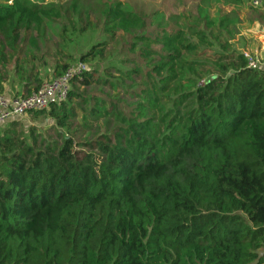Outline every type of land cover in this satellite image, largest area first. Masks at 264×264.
<instances>
[{
  "label": "trees",
  "instance_id": "16d2710c",
  "mask_svg": "<svg viewBox=\"0 0 264 264\" xmlns=\"http://www.w3.org/2000/svg\"><path fill=\"white\" fill-rule=\"evenodd\" d=\"M208 1L192 17L0 0V95L86 66L64 101L29 112L49 128L0 125V264H264V69Z\"/></svg>",
  "mask_w": 264,
  "mask_h": 264
},
{
  "label": "rangeland",
  "instance_id": "374dc122",
  "mask_svg": "<svg viewBox=\"0 0 264 264\" xmlns=\"http://www.w3.org/2000/svg\"><path fill=\"white\" fill-rule=\"evenodd\" d=\"M33 3L39 4H59L66 0H31ZM107 2H121L125 6L133 10L143 11L151 14L152 12L161 9L169 14L182 13L186 16L196 17L200 12V0H103ZM256 2L257 4H255ZM211 18L214 20L221 19L225 15L234 12L237 16L236 33L231 34L228 45L232 46L236 51L246 54L250 58H256L260 61L264 68V2L262 0H245L240 5H229L225 0H209L205 6ZM205 11V10H204ZM206 12V11H205ZM51 35L57 33L58 25L48 24ZM104 34L100 28L96 32H90L84 36L73 39V43L69 51L77 56L85 52L92 44L103 40ZM114 54L112 55V57ZM111 58V57H110ZM114 62V58H111ZM110 61V62H111ZM111 62V63H112ZM105 62L104 64H111ZM105 66V65H103ZM51 68L48 67L41 70L42 79L51 76ZM44 80V81H48ZM8 96V95H6ZM10 97V96H9ZM23 126L26 128L29 124L38 126L40 130L49 128L51 122H44L43 118L32 119V115L27 113L19 118ZM6 125V124H5Z\"/></svg>",
  "mask_w": 264,
  "mask_h": 264
},
{
  "label": "built area",
  "instance_id": "2783aa9c",
  "mask_svg": "<svg viewBox=\"0 0 264 264\" xmlns=\"http://www.w3.org/2000/svg\"><path fill=\"white\" fill-rule=\"evenodd\" d=\"M257 4L256 2H254ZM248 59V67L253 69H264L256 58ZM86 66L77 63L71 65L62 76L43 82L39 88L29 96L9 97L0 95V125L14 118L34 111L46 110L52 104L64 101L68 95L70 81L74 78H81Z\"/></svg>",
  "mask_w": 264,
  "mask_h": 264
},
{
  "label": "crops",
  "instance_id": "0c3cea01",
  "mask_svg": "<svg viewBox=\"0 0 264 264\" xmlns=\"http://www.w3.org/2000/svg\"><path fill=\"white\" fill-rule=\"evenodd\" d=\"M43 80H47V78L43 79ZM12 87H15V90H12L11 85H9V87L6 88V92L4 93V95H8V96L11 97V93H13V91L21 93L22 87H20V86L17 87V86H14V85H12ZM19 118H21V117H19ZM19 118H14V120H19ZM5 123H7V122H5Z\"/></svg>",
  "mask_w": 264,
  "mask_h": 264
}]
</instances>
